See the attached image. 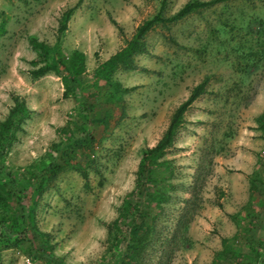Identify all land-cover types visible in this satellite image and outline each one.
I'll use <instances>...</instances> for the list:
<instances>
[{
  "label": "rangeland",
  "instance_id": "obj_1",
  "mask_svg": "<svg viewBox=\"0 0 264 264\" xmlns=\"http://www.w3.org/2000/svg\"><path fill=\"white\" fill-rule=\"evenodd\" d=\"M76 1L0 0V122L16 101L30 110L0 174V264H264V196L253 189L264 191V0L156 23L132 67L105 75L101 63L163 0H81L59 34ZM187 1L164 0L161 14ZM37 42L59 45L68 82L31 73L46 61ZM201 82L142 190L143 149Z\"/></svg>",
  "mask_w": 264,
  "mask_h": 264
},
{
  "label": "trees",
  "instance_id": "obj_2",
  "mask_svg": "<svg viewBox=\"0 0 264 264\" xmlns=\"http://www.w3.org/2000/svg\"><path fill=\"white\" fill-rule=\"evenodd\" d=\"M219 1L222 0H188L185 2L176 12L169 16H163L161 14V8L163 7L164 0L160 6V10L153 15L151 18L144 20L136 29L133 36L126 42V44L112 54L106 61L101 63L99 70L97 73L101 75L107 74V72L112 71L116 68L117 65L123 64V67L131 68L132 64L129 62V59L136 52H142L144 50L143 47V37L156 23L159 22H170L178 20L192 11L199 8L209 7ZM81 0H77L72 6L67 7L59 20L58 33L60 34L67 27V22L69 21L73 11L80 4ZM58 34V36H59ZM36 49L40 54L44 55L46 61L40 65L39 67L33 69L31 73L35 76L42 75L49 70H55L56 72L62 73V78L65 83L68 82L70 76L73 71L72 66L70 64L65 65L60 58L61 48L57 43L54 44L53 47H48L47 45L37 42L35 44ZM75 66V65H74ZM83 67V64L80 65V68ZM106 69V70H105ZM103 70H105L103 72ZM204 84L203 82L196 84L190 91V94L181 101L178 106L175 108L169 124L162 136L159 140L150 147H146L143 149L141 164L138 170V177L143 176L144 179L141 183V189L147 190L149 188L148 185V177L150 174L149 165L150 163L158 162V159L165 153L166 148L171 145L173 142L175 133L182 122L183 113L189 107V105L203 92ZM30 110L25 105L24 101H16L14 105L10 108L7 117L0 122V174H4L2 172L3 162L5 158V153L7 152L8 143L11 139L13 132L17 130L20 124L29 116ZM259 121L261 124L264 123V110L259 116ZM55 168H59L60 165L54 163ZM44 181L42 180V172H38L35 175L33 180L29 183V188L31 191L37 187H42ZM158 189V187H156ZM253 189L256 192H260L262 196H264V191L257 184L253 185ZM156 193V191H155ZM28 192L21 193L20 205L22 208V223L24 225V232L31 233L30 228V219L32 215V208L28 204ZM157 198L159 199L162 195L156 193ZM140 202V201H139ZM136 208V207H135ZM53 264H63L61 260L55 257H51Z\"/></svg>",
  "mask_w": 264,
  "mask_h": 264
}]
</instances>
